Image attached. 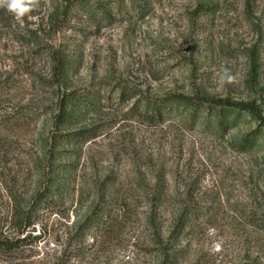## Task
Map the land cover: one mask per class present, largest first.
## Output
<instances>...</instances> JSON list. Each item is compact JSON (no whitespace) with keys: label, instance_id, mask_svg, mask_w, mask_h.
<instances>
[{"label":"rangeland","instance_id":"rangeland-1","mask_svg":"<svg viewBox=\"0 0 264 264\" xmlns=\"http://www.w3.org/2000/svg\"><path fill=\"white\" fill-rule=\"evenodd\" d=\"M36 4L0 7V264H264V119L146 105L264 118V0Z\"/></svg>","mask_w":264,"mask_h":264},{"label":"trees","instance_id":"trees-1","mask_svg":"<svg viewBox=\"0 0 264 264\" xmlns=\"http://www.w3.org/2000/svg\"><path fill=\"white\" fill-rule=\"evenodd\" d=\"M69 5L68 7H75L77 4L81 7L84 5H88L90 3H94L96 1L100 0H66ZM61 67H65L63 62ZM66 96L69 97V100H66V98L62 97L61 101V107L59 110V113L57 115L58 122L60 124L64 125L68 121V117L70 115L71 107L74 105L75 101L77 100H83V96H72V94H67ZM67 97V99H68ZM64 99V101H63ZM146 105H148L153 114L154 117H159L161 113L164 112V116L168 117L172 114L173 111L176 109H181L182 111L186 112L190 118H196L200 111L207 110L211 111L213 108H216L215 105H220L221 110L220 113H224L225 108L228 109L235 108L242 111H248L249 113L256 115L261 120L264 118L261 116V114L258 112L255 106L252 104H247L243 102H236L231 100H223V99H209L203 95L200 94H193V95H185V94H171L168 96H164L162 98H151L148 101H146ZM70 107V108H69ZM196 116V117H195ZM152 119V118H151ZM12 244V241L7 239H0V248L8 249L10 248V245Z\"/></svg>","mask_w":264,"mask_h":264},{"label":"clouds","instance_id":"clouds-1","mask_svg":"<svg viewBox=\"0 0 264 264\" xmlns=\"http://www.w3.org/2000/svg\"><path fill=\"white\" fill-rule=\"evenodd\" d=\"M35 6L36 0H0V7L13 14L16 19L25 16Z\"/></svg>","mask_w":264,"mask_h":264}]
</instances>
